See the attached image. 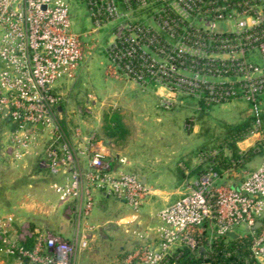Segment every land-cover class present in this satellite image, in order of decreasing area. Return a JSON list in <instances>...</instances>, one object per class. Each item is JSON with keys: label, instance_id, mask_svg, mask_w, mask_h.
<instances>
[{"label": "built area", "instance_id": "obj_1", "mask_svg": "<svg viewBox=\"0 0 264 264\" xmlns=\"http://www.w3.org/2000/svg\"><path fill=\"white\" fill-rule=\"evenodd\" d=\"M82 1L89 33L72 31L69 0H0V118L13 127L10 150L20 159L45 138L40 166L66 175L53 190L77 219L74 237L66 240L26 223L15 233L14 218L0 217V253L17 264H77L90 249L95 196L124 201L136 213L148 192L139 176L123 169L124 158L118 165L110 156V141L68 132L58 111L57 88L74 79L92 33L112 35L104 53L115 69L143 88L169 93L160 101L165 110L185 101L244 102L257 113L264 97V0ZM259 129L257 123L254 133ZM217 154L196 158L203 171L195 180L181 166L186 178L178 197L157 213L153 241L139 235L122 264H173L182 249L205 251L203 260L246 250L245 264H264V162L222 185L239 168L217 174L206 162ZM229 233L237 237L230 241Z\"/></svg>", "mask_w": 264, "mask_h": 264}, {"label": "crops", "instance_id": "obj_2", "mask_svg": "<svg viewBox=\"0 0 264 264\" xmlns=\"http://www.w3.org/2000/svg\"><path fill=\"white\" fill-rule=\"evenodd\" d=\"M69 6L71 15H73V21L71 20L73 32H92L93 26L85 3L82 0H69ZM101 31L102 30L92 33L89 37L84 39V44L86 46V49L84 50L85 59L81 63L74 79L64 81L58 86L57 92L62 96H65L63 97V103L60 106L59 113L63 118L64 125L68 132L77 131L82 136L95 135L96 137L110 141L113 147L109 149L108 153L115 159V162L118 164V160L124 158L126 163L123 166V169L143 178L144 185L148 192L144 198L143 205L138 212H133L124 201L97 194L95 196V205L87 221V223L93 227L91 233V245L95 241L96 233H99V237L102 238L104 237L102 235L104 231L109 232L118 229L122 234H125L128 238L132 239L131 248L133 249L139 245V235L146 237L148 243L153 241L154 229L158 224L156 219L157 213L153 212L156 207L158 208L160 205L162 206L161 202L164 200L163 196L170 195L172 198L174 197L172 201L178 197L179 187L186 178L181 166L189 172L187 178L190 180L195 179L198 176L195 171H197L200 165H198L194 155L196 150L202 145L203 139L201 137L200 125L196 120V114L194 113L195 108L192 107L190 103L187 102L185 105L176 104L172 109L165 110L160 106V101L162 97L170 96L166 90L155 89L153 87L143 88L125 76L124 78L121 77V79L124 81L123 83H125V94L127 97L124 100L121 99V101L123 100L121 102L122 105L120 103L122 106L121 109L109 108L103 110L100 115H97L96 111L94 112L96 106L99 108L97 102L90 101L91 103L88 105V100H85L86 104L76 99L75 94L78 92L77 89L78 86H80L79 83H82V78L85 73L97 72L102 75L105 74L109 68L112 69L110 66L108 68V62L110 61L104 51L98 47V41L94 36L98 35ZM102 38V42L106 46L111 42L112 35L106 30V36ZM103 56H105L104 58H106V62H103ZM67 85H69L68 91H65L66 94L63 95ZM262 103L264 105V97L261 99V104ZM91 105L93 107L92 109ZM179 106L184 109H189V112L187 111L189 115L184 119V125L188 126V130H184L183 132L185 136L194 134L195 137L198 138L199 143L196 145V150L189 145L185 147L175 146L171 149L164 148V150H162L161 147L150 146L142 137L139 141L131 139L132 132L128 125L130 120H126L125 113L126 115L131 113L133 121H139L141 118L142 121L157 122L161 116H163V112V114L171 113V111L176 110ZM250 111L252 112L254 109L250 108ZM112 113L118 114L127 132L124 140L118 143H114L108 139L104 131L105 115ZM195 127H198L197 135L195 134L196 131L193 130ZM12 131L13 127L6 120L0 118V217L12 216L14 218L12 226L15 233H19L21 226L26 223L31 230L37 229L40 231H49L66 240L72 239L76 232L77 219L72 214H70L68 218L65 216L66 211H69V206L60 203L58 195L53 190V185H61L65 183L67 180L66 175L50 174L46 169L40 166V160L44 149V137L38 141L35 146L31 147L30 151L23 155L22 158L15 159L13 152L10 150L12 144ZM259 131L260 133H254V125L250 135L246 137V139L251 136L263 137L262 130L259 129ZM183 132L177 129V133H175L177 136L174 134L175 137H181V140L178 141L184 142L185 136L183 135ZM167 136V134L165 136H159V146L163 145ZM246 139L238 142L237 147L240 143H244ZM180 143L182 144V142ZM132 147L136 148V152H142V158H140V156L137 159L132 157ZM250 148L251 147L247 150ZM240 152L243 153L244 151ZM145 154H150L152 158H145ZM155 168L159 170L157 173L154 172L155 170L153 171ZM20 170L27 171L26 173L28 174L21 180L15 178V172ZM243 171L239 168L235 176L230 179H223L226 181L222 180L221 184L228 185L239 182L246 174L250 173ZM240 175H243V177L239 178ZM165 183H168L166 186H169V189L164 190ZM164 206H162V208ZM153 207L154 209L151 210ZM104 215L107 217L106 220ZM69 223H71V226ZM239 233H242V231H239ZM227 238L230 241L235 239ZM126 246L127 245L124 244L122 250L126 249L127 251L128 249ZM85 252L86 251L79 255V260L77 259L78 264H80L79 261H82L81 256ZM84 260H86V258ZM96 260L97 259H87V261L93 263H97ZM0 264H17V262L5 259L0 253Z\"/></svg>", "mask_w": 264, "mask_h": 264}, {"label": "rangeland", "instance_id": "obj_3", "mask_svg": "<svg viewBox=\"0 0 264 264\" xmlns=\"http://www.w3.org/2000/svg\"><path fill=\"white\" fill-rule=\"evenodd\" d=\"M70 18L73 21V15H71V12H70ZM94 36L96 37L95 39L98 41V45H99L98 47H100L101 50L104 51L105 45L102 42V39H103L102 37L106 36V30H102L98 35H94ZM104 57L105 56H103L102 60L103 62H106L105 61L106 58ZM108 64H109L108 68L110 66L112 69L109 68V70L105 74L101 75L100 73H97V72L85 73L82 78V83H79L80 86H78V89L76 88L78 92L75 94V96L78 101H82L83 103H86L85 100H88V105H90L91 103L90 101H94V102H97V104H99V108L96 106L95 108L96 110L94 109V112L96 111L97 115H100V113L103 110H106L109 108L121 109L122 108L121 102L127 97V95L125 94L126 92L125 83H123L124 81L121 79V77L124 78L125 75H123L117 69L115 70V68H113L114 66L110 62H108ZM68 87L69 85H67V87L65 88L63 95H65L66 92L68 91ZM121 99L123 100L121 101ZM92 108L93 107L91 105V109ZM187 111L189 112V109H186V108L184 109L181 106H179V108H177L174 111H171V113L163 114L164 112L163 113L161 112L163 116H161V118L157 122H148L146 120L142 121L141 118L139 121H135V120L133 121L132 114L130 113L126 115L125 113L126 120L128 119L130 120L128 122V125L132 132L131 139L139 141L142 137L147 141V143L150 146L161 147L162 150H164V148L171 149L172 147H175V146L185 147L188 145L194 147V149L196 150L197 149L196 145H198L199 143L198 138H196L194 134L185 136L183 132L184 130L185 131L188 130V126L184 125L185 124L184 119H186L185 117L189 115ZM250 115H253L257 118L255 125H257L258 123V127L262 130L263 137H264V105L263 103L257 107V114H256L255 111L251 112L250 107L244 102H230L228 104H224L221 107L212 108L209 112V115L206 121H207V126L210 128L211 132L217 135L221 132V129H220L221 124L237 123L240 120ZM147 117H148V114H147ZM177 129L183 132V135L185 136L184 142L178 141V140H181V137L179 138V136L178 137L174 136V134L177 133ZM193 130L196 131L195 134L197 135L198 127L193 128ZM166 134L168 136L167 138H165L166 139L165 142L163 143V145L159 146V142H160L159 136L161 135L165 136ZM175 135L177 136V134ZM260 137L251 136L248 139H246L244 143H240L238 145L240 151L242 152L244 151L243 153H246L249 147L252 148L256 145V143H262L264 141V138L263 137L260 138ZM180 142H182V144ZM132 149H133L132 150L133 154L131 153L132 157L137 159L140 156V158H142V155H143L141 154L142 152H139V153L136 152L135 151L136 148L134 147H132ZM247 155L250 160L246 162L245 164H243V167L240 168L242 169V171L245 170L243 172H251L254 169H256L261 163L264 162V147L262 149V152H258L257 154H254V155L253 154L252 155L247 154ZM144 156L145 158H149V159L152 158L150 154H145ZM157 168L153 169V171L155 170L154 171L155 173L159 171ZM26 172L27 171H24V170L15 172L16 174L15 178L20 179V180L25 178L28 175ZM196 174L198 175V173ZM241 177H243V175L239 176V178ZM230 178L231 177H229V179ZM191 180H195V179H191ZM223 181H226V180H223ZM166 185H168V183H165L164 190L170 188L169 186H166ZM163 199L164 200L161 202L162 206L171 202L174 199V197L172 198L170 195H165L163 196ZM146 202H147V199H146ZM162 206L160 205L158 208L156 207L153 213H158L160 211L159 209L162 208ZM154 207L151 208V210H153ZM65 214H66L65 216L68 218V216H70L71 213L70 211L67 210ZM104 218L105 220L107 219L106 215H104ZM69 225L71 226V223H69ZM102 235L104 237L101 238L99 237V233H96L95 241L93 242L94 245L92 243L90 249L82 254L81 256L82 261L81 262L79 261L80 264H97L98 262L107 263V264L109 263L118 264V263H121L124 260L126 254L132 250L131 248L132 239L128 238V236H126L125 234H122V232H120L118 229H115L109 232L104 231ZM124 244L127 245L126 246V248L128 249L127 251L126 249L122 250V247ZM83 258L84 259L86 258V260H84ZM87 259H97L96 260L97 263L87 261Z\"/></svg>", "mask_w": 264, "mask_h": 264}, {"label": "trees", "instance_id": "obj_4", "mask_svg": "<svg viewBox=\"0 0 264 264\" xmlns=\"http://www.w3.org/2000/svg\"><path fill=\"white\" fill-rule=\"evenodd\" d=\"M188 101H185L187 103ZM190 105L194 107V113L196 114V120L200 125L201 137L203 139L202 145L196 150L194 157L197 158L200 154H209L211 151H218L216 158H207V164L213 163L212 170L221 175L223 171L231 168L235 165L237 168L243 167V164L250 159L247 154H257L262 152L264 147V141L262 143H256V145L250 148L246 153H241L237 147V143L243 141L248 137L256 123V117L253 115L247 116L237 123L221 124V132L214 134L207 126L206 119L208 118L210 110L215 106H196L191 102ZM189 105V104H188ZM247 105L250 108H254L252 104ZM104 131L108 139L114 143L121 142L126 136V130L117 113L105 115ZM203 171V167L200 166L196 173L198 175ZM180 256L173 264H245L247 251L240 250L237 256L225 258L222 254L217 256H210L207 260H203L205 251L197 250L195 253H191L187 249L179 251ZM171 264V263H169Z\"/></svg>", "mask_w": 264, "mask_h": 264}, {"label": "water", "instance_id": "obj_5", "mask_svg": "<svg viewBox=\"0 0 264 264\" xmlns=\"http://www.w3.org/2000/svg\"><path fill=\"white\" fill-rule=\"evenodd\" d=\"M58 111L60 112V108L58 109ZM38 128L40 129L41 127L38 126ZM139 180H140V182L144 185L143 178H142V177H139ZM258 225H259V224H258ZM227 237H229V238H236L237 236H236L235 234H233V233H229V234L227 235Z\"/></svg>", "mask_w": 264, "mask_h": 264}]
</instances>
